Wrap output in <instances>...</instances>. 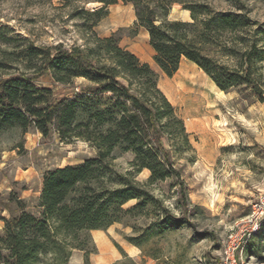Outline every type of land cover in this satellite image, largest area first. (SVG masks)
Segmentation results:
<instances>
[{
  "label": "trees",
  "instance_id": "trees-1",
  "mask_svg": "<svg viewBox=\"0 0 264 264\" xmlns=\"http://www.w3.org/2000/svg\"><path fill=\"white\" fill-rule=\"evenodd\" d=\"M63 1L80 4L75 16L86 26L85 43L69 49L30 43L22 50L28 72L0 78V136L8 130L25 133L34 127L44 137L56 133L64 143L83 140L95 154L43 173L38 214L10 194L16 212L2 217L0 264H35L40 259L46 264H66L73 249L85 254L94 251L90 231L128 224L149 211L157 216L160 229L187 223L186 186L171 152L192 150L189 135L159 89L151 66L121 46L113 34L100 37L92 29L108 6H132L136 26L148 34L152 60L167 76L187 59L220 90L264 102V21L230 10L203 17L204 0ZM234 2L238 10H247L244 0ZM87 3L96 5L89 9ZM173 5L189 11L190 20L169 18ZM217 48L231 64L217 60ZM45 75L63 85L82 78L87 85H80L67 99L38 83ZM96 91L110 96L102 103L94 97ZM128 151L133 157L128 169L120 171L114 159ZM142 170L149 172L143 182L136 179ZM167 180L176 187L180 216L154 192L156 184ZM130 200L135 203L125 207ZM84 264H88L85 255Z\"/></svg>",
  "mask_w": 264,
  "mask_h": 264
},
{
  "label": "rangeland",
  "instance_id": "rangeland-1",
  "mask_svg": "<svg viewBox=\"0 0 264 264\" xmlns=\"http://www.w3.org/2000/svg\"><path fill=\"white\" fill-rule=\"evenodd\" d=\"M204 1L207 12L203 17H216L230 10L264 21L263 1L244 0L247 10H238L234 0ZM79 5L78 2L66 5L63 0H0V78L28 72L21 55L30 43L68 49L82 47L88 34L84 21L75 16ZM95 5L85 6L91 9ZM169 18L190 20V13L173 5ZM92 29L100 37L113 34L121 46L147 62L156 73L159 89L183 120L192 150L172 151L171 157L186 186L187 223L160 229L155 223L157 216L152 211L145 212L128 224L114 223L90 231L94 251L85 254L73 249L66 264H84V255L88 264H223L228 234L240 228L252 204L264 192V102L236 91L220 90L202 69L187 59H182L171 76L164 74L152 60L148 34L136 26L130 4L108 6L106 15ZM216 57L222 63L232 62L221 54L220 48L216 49ZM38 83L67 99L74 96L80 85H87L82 78L63 85L50 75L43 76ZM109 96L108 92H94L102 103ZM94 154L95 149L83 140L64 143L56 133L44 137L34 127L25 133L19 129L2 133L0 234L2 217L16 212L10 194L21 199L28 211L38 214L43 173ZM132 157L129 151L117 154L116 168L128 169ZM148 174L142 170L136 179L143 182ZM170 184V180L160 182L154 186V192L180 216L176 187ZM134 203L130 200L125 207ZM235 258V264H264V224L242 243ZM35 264L46 263L40 259Z\"/></svg>",
  "mask_w": 264,
  "mask_h": 264
},
{
  "label": "built area",
  "instance_id": "built-area-1",
  "mask_svg": "<svg viewBox=\"0 0 264 264\" xmlns=\"http://www.w3.org/2000/svg\"><path fill=\"white\" fill-rule=\"evenodd\" d=\"M264 223V192L252 204V210L243 219L242 225L236 231L228 234L223 250V264H235V253L242 243L253 232L258 231Z\"/></svg>",
  "mask_w": 264,
  "mask_h": 264
}]
</instances>
